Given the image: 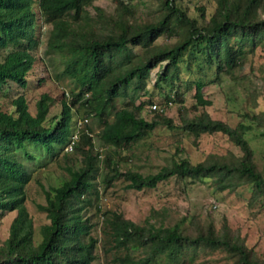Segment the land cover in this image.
<instances>
[{"label": "trees", "instance_id": "1", "mask_svg": "<svg viewBox=\"0 0 264 264\" xmlns=\"http://www.w3.org/2000/svg\"><path fill=\"white\" fill-rule=\"evenodd\" d=\"M90 1H40L49 15L43 53L58 55L62 64L59 74L73 84L62 93L52 123L46 121L52 97L45 91L34 99L33 112L22 92L8 98L6 107L0 104V215L13 211L7 233L0 240V264H92L99 239L104 254L114 251L112 259L117 264H153L160 257L169 264H184L196 249L223 250L232 264H264V258L225 223L216 229L209 222L193 228L178 222L170 226L148 220L137 223L117 210L101 209L94 179L101 169L104 186L122 177L126 187L141 189L154 187L169 176L190 180L211 177L219 189L248 184L252 200L264 197V175L245 137L253 125L264 136V110L241 113L234 125L212 118L203 108L210 104L203 96L204 81L195 82L194 101L187 109L179 108L178 123L158 106L150 108L151 116L145 118L140 115L143 101L134 103V93L146 90L156 65L154 84L174 86L184 55L198 67L210 69L214 80L220 74L234 77L245 61V50L252 51L264 41V0L197 1L193 4L195 14L188 13L183 0H112L108 12L95 7L99 9V30L77 28L64 16L70 13L73 20L78 19ZM144 1L153 8L141 17L137 3ZM38 17L33 0H0V90L12 83L26 87L34 61L32 51L41 41L36 29ZM260 86L264 90V80ZM163 96L166 103L174 100L182 104V96L176 91L172 98ZM78 107L84 117L90 116L95 122V133L90 122L76 126ZM199 107V112L190 115ZM157 124L178 127L193 136L221 132L240 152L210 154L196 162L172 158L145 174L121 169L126 156H120L119 151L129 149ZM74 131L77 138L71 152L77 156V164L67 165V177L56 184L38 183L44 202L35 206L47 221L39 225L40 239L35 243L33 220L25 205V185L31 170L19 157L21 153L29 158L34 155L19 148L25 141L43 147L44 155L37 164L44 166L59 150L67 153L64 147ZM103 147L108 148L104 154ZM91 216L100 218V237L92 233L98 222ZM136 248L142 254L133 255L131 250ZM187 251L191 254L185 259Z\"/></svg>", "mask_w": 264, "mask_h": 264}, {"label": "rangeland", "instance_id": "2", "mask_svg": "<svg viewBox=\"0 0 264 264\" xmlns=\"http://www.w3.org/2000/svg\"><path fill=\"white\" fill-rule=\"evenodd\" d=\"M40 1L42 0H33V6L39 14L36 29L40 31L41 41L38 47L32 51L34 61L28 72L26 87L18 88L12 83L8 88H5L6 90H0V104L6 107L8 98L22 92L25 94L30 111L33 112L34 99L40 92L45 91L52 97L46 119L47 123H52V116L58 114L62 93H67L73 84L68 77L59 74L62 64L58 55L43 53L46 32L49 27V15L40 5ZM135 1L132 0V3ZM197 1L205 3L206 0H183L182 3L187 4L188 13L195 14L196 10L193 4ZM137 5V11L141 17H146L149 8H153V5L146 1L137 3ZM95 7L102 10L103 13L108 12L112 9V0H91L76 20L72 19L70 13H66L64 16L70 19L77 28L99 30L101 29V22L97 15L99 9ZM245 51V61L232 78L220 74L218 79L214 80L210 69L198 67L192 61L193 59H188L184 55L178 64V79L174 86H167L162 82L154 84L155 72L158 69V65H156L150 71L145 86L146 90H138L134 93L135 104L143 101L140 115L149 118L151 109L157 108H152L150 105L155 103L159 108L163 107L164 115L178 123L179 108L187 109L194 101L193 93L196 81L205 82L202 92L203 96L210 100V104L203 108L212 118H218L234 125L240 119L241 113L264 110V90L260 86L264 80V41L254 50L246 49ZM162 63L164 62L160 64ZM174 91L182 96V104L174 100H170V103L164 102L163 95L168 94L172 98ZM3 93L4 95H2ZM148 98L151 100L150 102L147 101ZM77 109L75 110L76 119L84 117L83 109L80 107ZM200 110L201 107L189 113L191 115ZM87 122L93 125L95 133L98 127L95 122H91L90 116L87 117ZM245 137L254 150L256 165L264 175V136L260 135L259 129L253 125L245 133ZM94 142L95 146L99 147L96 137ZM106 148H102V153L103 150H108ZM19 149L34 155V158H29L21 153L19 157L24 166L31 170V178L25 185V205L33 220V239L36 243L40 239L39 225L47 221L44 212L35 206L37 202H44L43 193L38 183L45 186L58 183L61 178L67 177L65 167L76 165L78 159L71 150L65 154L59 150L54 159H48L49 162L41 166L37 164V161L44 155L43 147L37 143L25 141L23 147ZM239 152L238 146L221 132H203L198 136H193L190 132L178 127L157 124L148 134L132 143L129 149H121L119 155L126 156L125 160L121 159V169L132 168L145 174L154 172L162 165L168 164L172 158L185 157L191 162H196L205 159L210 154L227 156L229 153L239 154ZM101 178L102 170L98 169L94 179L100 194L98 203L101 209L117 210L124 217L137 223L148 220L156 224L170 226L178 222L180 226L193 228L192 226L195 224L209 222L215 229L225 223L232 233L243 238L245 244L252 248L257 256L264 258V197L252 200L248 184H239L233 189H219L211 177L190 180L189 178L169 176L157 182L154 187L133 189L125 186L127 181L122 177L113 180L106 186L100 181ZM12 215L13 211H6L0 215V240L7 233V225ZM91 219L98 222L92 233L100 237V218L91 216ZM98 243L97 257L92 264H117L112 259L114 251L110 250L108 254H104L101 248V239ZM131 252L135 256L142 254L140 248L133 249ZM189 254H191L189 251L185 253V259ZM191 255V260L185 261L184 264H232V260L220 249H196ZM153 264L169 263L160 257Z\"/></svg>", "mask_w": 264, "mask_h": 264}, {"label": "built area", "instance_id": "3", "mask_svg": "<svg viewBox=\"0 0 264 264\" xmlns=\"http://www.w3.org/2000/svg\"><path fill=\"white\" fill-rule=\"evenodd\" d=\"M150 106H151L152 108H156V107H157L155 103H151ZM86 121H87V118H86V117H82V118H80V119H77V120H76V126L78 127V126H80L83 122H86ZM76 133H77V132L74 131V132L71 134V136H70V140H69V142L65 145L64 150H66V151H70V150L72 149V143H73V141L77 138V134H76Z\"/></svg>", "mask_w": 264, "mask_h": 264}]
</instances>
